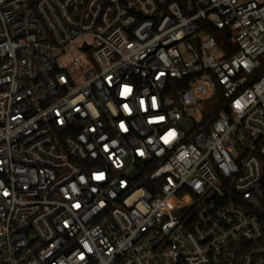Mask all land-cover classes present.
I'll use <instances>...</instances> for the list:
<instances>
[{"label":"built area","instance_id":"2783aa9c","mask_svg":"<svg viewBox=\"0 0 264 264\" xmlns=\"http://www.w3.org/2000/svg\"><path fill=\"white\" fill-rule=\"evenodd\" d=\"M0 264H264V0H0Z\"/></svg>","mask_w":264,"mask_h":264},{"label":"trees","instance_id":"16d2710c","mask_svg":"<svg viewBox=\"0 0 264 264\" xmlns=\"http://www.w3.org/2000/svg\"><path fill=\"white\" fill-rule=\"evenodd\" d=\"M223 41V44L224 45H227V41H224V40H222ZM211 110L214 112V114L216 113V114H218V112L221 110L220 109V105L218 104H213V105H211Z\"/></svg>","mask_w":264,"mask_h":264}]
</instances>
